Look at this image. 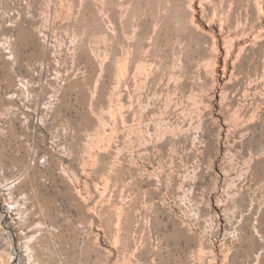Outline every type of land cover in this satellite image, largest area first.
<instances>
[{
    "label": "rangeland",
    "instance_id": "obj_1",
    "mask_svg": "<svg viewBox=\"0 0 264 264\" xmlns=\"http://www.w3.org/2000/svg\"><path fill=\"white\" fill-rule=\"evenodd\" d=\"M34 263L264 264V0H0V264Z\"/></svg>",
    "mask_w": 264,
    "mask_h": 264
},
{
    "label": "bare ground",
    "instance_id": "obj_2",
    "mask_svg": "<svg viewBox=\"0 0 264 264\" xmlns=\"http://www.w3.org/2000/svg\"><path fill=\"white\" fill-rule=\"evenodd\" d=\"M23 90V89H22ZM23 92V91H22ZM27 94V93H26ZM44 235V234H43ZM53 236V235H52ZM55 236V235H54ZM45 238V237H44ZM45 243V242H44ZM27 246V245H26ZM56 248V247H55ZM42 249V248H41ZM45 251H46V249H45ZM49 253V252H48ZM54 255V254H53ZM34 260L37 258L38 259V255H37V253H34ZM39 260V259H38ZM37 261V260H36ZM40 262V261H39ZM35 264V263H34Z\"/></svg>",
    "mask_w": 264,
    "mask_h": 264
}]
</instances>
